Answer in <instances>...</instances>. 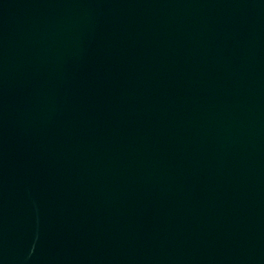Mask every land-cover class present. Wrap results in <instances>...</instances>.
Wrapping results in <instances>:
<instances>
[{
    "label": "water",
    "instance_id": "95a60500",
    "mask_svg": "<svg viewBox=\"0 0 264 264\" xmlns=\"http://www.w3.org/2000/svg\"><path fill=\"white\" fill-rule=\"evenodd\" d=\"M0 264H264V0H0Z\"/></svg>",
    "mask_w": 264,
    "mask_h": 264
}]
</instances>
